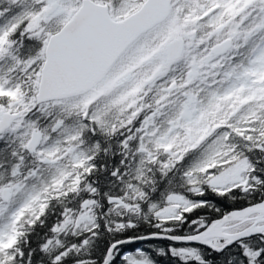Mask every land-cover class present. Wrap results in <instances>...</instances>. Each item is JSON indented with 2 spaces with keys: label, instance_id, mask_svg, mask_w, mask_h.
I'll return each instance as SVG.
<instances>
[{
  "label": "snow or ice",
  "instance_id": "6c2138e0",
  "mask_svg": "<svg viewBox=\"0 0 264 264\" xmlns=\"http://www.w3.org/2000/svg\"><path fill=\"white\" fill-rule=\"evenodd\" d=\"M212 254L264 264V0H0V264Z\"/></svg>",
  "mask_w": 264,
  "mask_h": 264
},
{
  "label": "trees",
  "instance_id": "16d2710c",
  "mask_svg": "<svg viewBox=\"0 0 264 264\" xmlns=\"http://www.w3.org/2000/svg\"><path fill=\"white\" fill-rule=\"evenodd\" d=\"M204 199H207V200L215 203L218 207H220L222 209V212L232 211L234 209H238V208L247 206V203L243 200L234 202V201L228 200V199L223 198V197H218V196H216L210 192L206 194ZM200 214H207V216L209 217L210 220L219 218V216L221 215V213H215V212L210 211V210H201L200 212L197 213V215H200ZM167 243H168L167 241L137 242V243L126 246V250H131V249H135V248H149L153 245L164 246ZM153 255H155V254H153ZM208 258L210 260L216 261L217 264H219V262L223 259V257H219L216 254L210 255ZM157 259L159 261V264H176V262L171 260L169 257L161 256V257H157Z\"/></svg>",
  "mask_w": 264,
  "mask_h": 264
}]
</instances>
